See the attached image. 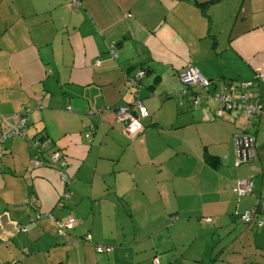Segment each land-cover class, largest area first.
Returning <instances> with one entry per match:
<instances>
[{
	"label": "crops",
	"instance_id": "1",
	"mask_svg": "<svg viewBox=\"0 0 264 264\" xmlns=\"http://www.w3.org/2000/svg\"><path fill=\"white\" fill-rule=\"evenodd\" d=\"M71 1L0 0V130L28 108L27 136L66 154L72 192L60 199L59 172L35 167L26 140H6L0 264H264V227L239 217L264 197L262 118L256 157L236 167L231 136L244 121L211 120L208 95L195 108L178 80L191 64L213 83L250 82L264 113V0ZM140 72L148 117L130 136L109 109L133 100L126 83ZM242 178L252 192L239 196ZM36 212L76 224L61 236L52 217L30 224ZM84 235L113 252L71 244Z\"/></svg>",
	"mask_w": 264,
	"mask_h": 264
},
{
	"label": "trees",
	"instance_id": "2",
	"mask_svg": "<svg viewBox=\"0 0 264 264\" xmlns=\"http://www.w3.org/2000/svg\"><path fill=\"white\" fill-rule=\"evenodd\" d=\"M202 5H204V4H202ZM110 51H112L113 55H115L112 43L109 45V52ZM188 67L196 69L191 64H188L181 72L178 73V80H180V75ZM144 72H146V70H144ZM197 72H198V70H197ZM144 75H145V73H144ZM143 76L140 78V80L143 78ZM202 78L205 79L204 77H202ZM140 80L137 83L138 86L136 88H134V90L132 92L129 93V94L132 93V95H133V100L129 104L119 105V106H117V107H115L113 109H109V111H113L114 117H115V112L114 111H115L116 108H118L120 106L127 107V108L130 109L131 112L134 113V115H136V117H138V120H139V123H140V127H139V130L135 134H133L132 136H134V135H136V134H138L140 132V130L142 128L141 120L142 119H146L148 117L147 110H146L145 106L142 104V101H141V99L139 98V95H138L139 91L142 88V86L140 84ZM205 80L208 81V85L206 87H202V86H185V85L182 84V90H181L179 96L183 97L185 101L191 102L192 106L197 108L198 105L200 104L201 100H202L203 95L207 94L208 95V99L215 104V109L213 110V112L211 114V120L221 119V118L224 117V115H228V114H231V113H235L236 115H238L244 121V127H243V130L241 131V133H236V134H233L231 136V137H233L232 145H233L235 153H236L235 143H236L237 139H239L241 137L250 138L253 141V146L255 147L254 150L251 149L252 152H254V156L252 158H250V160L253 159L257 155V152H256V134H255V128L256 127L255 126H257L256 123H258L257 120L259 118H262V121L264 123V116H263L264 113L262 111V107H261V111L257 112L255 115H253L250 118L249 122H248L243 117V111L241 110L240 107H236V108H233V109H226L225 107H223L222 109L220 108V106H221L220 104L221 103H220V100L218 99V97L219 96H228V95L231 96V94H230L231 88H232L233 84L236 83V82H233V81L224 82L222 84V88L220 89V91H217L216 84L213 83V81L207 80V79H205ZM248 93H249V91H248ZM194 99H198L197 103H194ZM249 99H250L251 103L256 104L255 105L256 108L260 107V102H259L260 99L259 98L252 97L250 95V93H249ZM136 101H140V103L142 104L143 108L145 109L146 115L144 117H141L138 109L136 107H134V104H135ZM37 107L40 108V109L43 108L42 107V103L38 102ZM30 113L31 112H30V110L28 108L22 107L21 110L18 113H16V114L10 115L8 117H1V121L2 122H6V120H9V122L7 121L8 123L6 124V127L3 128L2 130H0V133L7 131L11 125H14L16 123L15 119L13 118L14 116H16V115L23 116L25 118V125H24L25 137L12 136L10 138L5 139L2 142V144H1L2 154L0 156V159L2 158V156L4 154L3 143L6 140L13 139V138L26 140L28 142L29 148L34 151L33 157H36V159H38V161L40 162V164H41L40 167H44V168L46 167V168L54 169V170L57 171V173L59 172V174H61L62 176L65 177L64 181L61 179V183H62V187H63L62 191L63 192L61 193L60 199L67 200L72 195V192L70 191V189L68 187V185L71 182V179L68 177V175L66 173L67 166H68V158H67L66 154L61 149H59L50 138L45 137L44 135H40L38 137L35 136V138L29 139V137L27 136V126H28L27 119H28V116H29ZM90 115L91 116H93V115H99V116L104 115V110L103 109H99V111L98 112L96 111V113H94L93 111H90ZM10 117H11V119H10ZM115 119H116V117H115ZM248 123H249V125H248ZM90 128L91 129H95L94 126L90 127ZM88 130H90V129H88ZM84 133L86 134V132H84ZM85 134H83L85 136V139L86 140L89 139L91 133H88L86 135ZM54 155H57V157H58L56 162H53V160H52ZM236 160L239 161V159L235 155V162H236ZM204 161L209 167L216 168L218 166V161L213 156L205 155L204 156ZM243 162H245V161L240 160L238 165L235 164L236 167L239 166ZM0 169H1V167H0ZM251 192H252V188H251ZM66 193H67V196H65ZM250 193H248V194H250ZM235 194H237V193L235 192ZM248 194H246V195H248ZM33 202H34V199H29V200H27V202L24 205H30ZM240 215H242V214H240ZM258 216L262 217V215H258ZM51 217H52V220L54 219L53 221L56 223V226L58 227V229H57L58 230V234L61 235V236L66 235L67 233H69L72 229H74V226L76 224V221L75 222L73 221V225L68 228V227L64 226L63 224L68 222L69 220H67V219H70V218H67L64 221H61L60 219L53 218V216L50 215V214L41 213V212H36L33 215L32 218L28 219V222L31 224V223L37 222V221H39V220H41L43 218L50 219ZM255 218L256 217L254 216V218H253V222L254 223H256V221H257V220L256 221L254 220ZM258 219H260V218H258ZM22 233H26V227L25 228L23 227ZM80 242L93 244L92 240H91V237L89 235H84L82 237L74 239L71 244H77V243H80ZM93 245H94V250L96 252V255L100 256V258L108 257L113 252V248L110 247V246H106V245L102 246V245H98V244H93ZM154 259H157V258H154ZM152 261H153V259H152ZM152 261H151V263L153 264ZM158 264H159V261H158Z\"/></svg>",
	"mask_w": 264,
	"mask_h": 264
},
{
	"label": "built area",
	"instance_id": "3",
	"mask_svg": "<svg viewBox=\"0 0 264 264\" xmlns=\"http://www.w3.org/2000/svg\"><path fill=\"white\" fill-rule=\"evenodd\" d=\"M79 4L78 0H72L71 5L77 7ZM111 55H113L112 51H110ZM144 75L143 72H140L135 78L128 80L126 83L128 88L134 89L138 85V81ZM255 78L262 81L264 83V73H256ZM181 84L185 86H202L206 87L208 85V81L202 78V76L197 72L196 69L188 67L181 75L180 80ZM252 83L250 82H236L233 84L230 95L228 96H219L218 99L220 100V108L222 109L225 107L226 109H233L236 107H240L243 111V117L249 122L250 118L255 115L257 112L260 111L261 107H255L256 104L251 103L249 99L248 91L251 88ZM198 99H194V103H197ZM140 113L141 117L146 115L145 109L143 108L140 101H136L134 104ZM115 117L116 119L124 124V130L130 136L135 134L140 127V123L138 117L134 115L133 112L130 111L129 108L120 106L115 109ZM16 121L14 125H11L9 129L5 132L0 133V156L2 154L1 144L2 142L10 138L12 136H19L25 137L24 132V125H25V118L21 115H16L13 117ZM11 119V117H10ZM249 125V123H248ZM253 143V141L250 139ZM254 156V152L250 150L249 158ZM58 159L57 155H54L53 162H56ZM240 161V160H239ZM238 160H236L235 164L238 165ZM35 167H39L41 164L38 159L34 161ZM61 176V179L64 181L65 177ZM252 184L251 181L247 178L239 179L236 183V187L234 192H236L239 196L246 195L251 192ZM67 196V193L65 194ZM257 214L262 215V219H258L256 223H254L257 227H264V197H260L254 206V208L250 211L243 212L241 217L245 224H251L253 222L254 216ZM66 227H71L73 225V220H69L68 222L63 224ZM153 264H158L157 259H153Z\"/></svg>",
	"mask_w": 264,
	"mask_h": 264
},
{
	"label": "water",
	"instance_id": "4",
	"mask_svg": "<svg viewBox=\"0 0 264 264\" xmlns=\"http://www.w3.org/2000/svg\"><path fill=\"white\" fill-rule=\"evenodd\" d=\"M235 148H236L235 155L237 156V158L245 162H248L250 160L249 158L250 150L255 149L253 143L250 141V138H243V137L237 139L235 143Z\"/></svg>",
	"mask_w": 264,
	"mask_h": 264
},
{
	"label": "rangeland",
	"instance_id": "5",
	"mask_svg": "<svg viewBox=\"0 0 264 264\" xmlns=\"http://www.w3.org/2000/svg\"><path fill=\"white\" fill-rule=\"evenodd\" d=\"M214 83L216 84L217 91H220V89L222 88V83L220 81H214ZM60 181H61V177H60ZM239 217H241V215ZM92 243H93V241H92ZM97 257H100V256H97Z\"/></svg>",
	"mask_w": 264,
	"mask_h": 264
}]
</instances>
